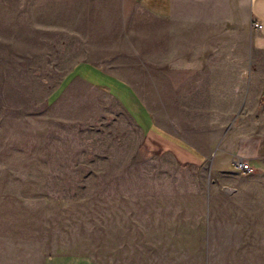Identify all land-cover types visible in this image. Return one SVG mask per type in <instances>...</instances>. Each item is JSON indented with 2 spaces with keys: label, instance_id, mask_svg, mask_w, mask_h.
<instances>
[{
  "label": "rangeland",
  "instance_id": "rangeland-1",
  "mask_svg": "<svg viewBox=\"0 0 264 264\" xmlns=\"http://www.w3.org/2000/svg\"><path fill=\"white\" fill-rule=\"evenodd\" d=\"M168 50L131 0H0V264H264V164L244 176L232 156L206 182L231 116L169 87ZM209 189L246 194L213 201L241 246L211 254L235 262L196 261Z\"/></svg>",
  "mask_w": 264,
  "mask_h": 264
},
{
  "label": "crops",
  "instance_id": "crops-1",
  "mask_svg": "<svg viewBox=\"0 0 264 264\" xmlns=\"http://www.w3.org/2000/svg\"><path fill=\"white\" fill-rule=\"evenodd\" d=\"M131 2L149 16L168 24L169 87L179 88V96L195 95L200 96V102L227 104L217 110L231 116L229 124H223L218 131L224 135L225 146L213 154L209 166L214 178H206V182L216 184L233 173L225 169L232 156L243 158L256 168L264 164V78L259 81L256 78V55L258 51L264 52V0ZM256 22L261 24L262 32L253 27ZM235 195L246 194L210 189L202 193L205 205L197 213L204 217L196 242L192 244L202 248L203 254L200 249L196 261L210 262L212 256L217 262H230V259L235 262L230 255L211 254L212 248L241 246L237 243L238 234L226 237L223 223L218 219L213 223V215L218 216L228 209L219 205L213 207V201ZM240 228L235 226L233 231ZM39 258V264H102L87 255L74 253Z\"/></svg>",
  "mask_w": 264,
  "mask_h": 264
},
{
  "label": "built area",
  "instance_id": "built-area-1",
  "mask_svg": "<svg viewBox=\"0 0 264 264\" xmlns=\"http://www.w3.org/2000/svg\"><path fill=\"white\" fill-rule=\"evenodd\" d=\"M253 27L256 30L261 29V24L256 22L253 24ZM232 165L236 171L242 173L243 175H249L253 172L251 165L240 157H237L232 160Z\"/></svg>",
  "mask_w": 264,
  "mask_h": 264
}]
</instances>
